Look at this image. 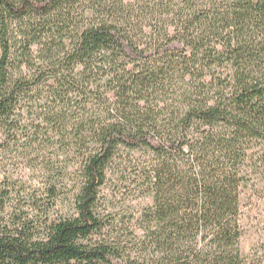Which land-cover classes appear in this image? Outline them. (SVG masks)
I'll list each match as a JSON object with an SVG mask.
<instances>
[{
	"label": "trees",
	"instance_id": "trees-1",
	"mask_svg": "<svg viewBox=\"0 0 264 264\" xmlns=\"http://www.w3.org/2000/svg\"><path fill=\"white\" fill-rule=\"evenodd\" d=\"M11 132L49 186L1 216L0 264H248L264 0H0V149ZM110 172L152 199L130 241L95 240Z\"/></svg>",
	"mask_w": 264,
	"mask_h": 264
},
{
	"label": "rangeland",
	"instance_id": "rangeland-1",
	"mask_svg": "<svg viewBox=\"0 0 264 264\" xmlns=\"http://www.w3.org/2000/svg\"><path fill=\"white\" fill-rule=\"evenodd\" d=\"M22 117V126L27 125V116L23 114ZM1 142L0 198L5 191H9V198L5 199L4 212L0 203V218L5 213H12L17 206L22 207L33 193L47 199L49 186V174L42 164L45 156L31 147L32 143L26 140L24 134H1ZM133 158L140 159L141 154H133ZM121 177L116 172H110L107 184L101 190L97 213L106 230L95 240L122 239L125 233H128V241L132 234L141 236L136 223L144 209L152 204V199L145 197L136 186L125 184ZM240 215L243 232L241 252L248 264H264V180L260 177L252 176L251 182L241 189Z\"/></svg>",
	"mask_w": 264,
	"mask_h": 264
}]
</instances>
